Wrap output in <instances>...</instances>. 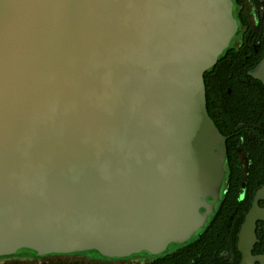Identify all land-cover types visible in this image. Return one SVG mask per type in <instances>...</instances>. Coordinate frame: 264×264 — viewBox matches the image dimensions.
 <instances>
[{"label": "water", "instance_id": "obj_1", "mask_svg": "<svg viewBox=\"0 0 264 264\" xmlns=\"http://www.w3.org/2000/svg\"><path fill=\"white\" fill-rule=\"evenodd\" d=\"M237 31L233 0H0V256L156 254L194 235L227 185L205 73ZM249 74L264 84V57ZM260 201L264 185L242 264H264Z\"/></svg>", "mask_w": 264, "mask_h": 264}, {"label": "trees", "instance_id": "obj_2", "mask_svg": "<svg viewBox=\"0 0 264 264\" xmlns=\"http://www.w3.org/2000/svg\"><path fill=\"white\" fill-rule=\"evenodd\" d=\"M234 15L238 21V31L228 48L219 56L217 64L205 73L208 110L215 124L227 137L225 154L227 191L223 192L222 207L215 213L211 224L222 218L229 219L238 197L244 192L240 154L249 157V173L245 190L246 209L237 214L236 235L245 215L252 206L257 190L264 185V84L254 78L249 71L264 57V28L258 29L252 21V6L249 0H233ZM256 6L262 3L256 0ZM259 47L255 48V43ZM263 205L264 202L261 201ZM234 209V208H233ZM228 210V211H226ZM215 227V230H222ZM262 237V235H260ZM264 239V236L262 237ZM237 236L234 239V245ZM24 251V252H22ZM101 257H105L99 250ZM87 251L73 253H52L40 255L29 248H21L12 256L29 255V260H0V264H99L98 257L87 260H46L48 257L79 255ZM31 252L34 254L31 255ZM7 257V255L0 256Z\"/></svg>", "mask_w": 264, "mask_h": 264}, {"label": "flooded vegetation", "instance_id": "obj_3", "mask_svg": "<svg viewBox=\"0 0 264 264\" xmlns=\"http://www.w3.org/2000/svg\"><path fill=\"white\" fill-rule=\"evenodd\" d=\"M258 1L262 3L260 7L256 6L259 12V20L256 23L254 17L252 16L251 18L254 23V26H256L258 29H262L264 28V0H258ZM258 47H259V42H256L255 48L257 49ZM249 164H250V160L248 162V168H249ZM241 165L243 171L242 162ZM247 177L245 178V181L242 183V189L244 190V192L236 200L238 202L234 206H232V208L226 207V209L228 210L229 209L233 210L231 212V215H229V219L227 221H224L226 219L222 218V220L216 221L214 224H211L215 213L222 207V201L224 200L223 192L227 191L229 187V183L225 177V181H227V185L221 188L218 199L215 200L213 197L210 196L205 200L206 204L200 207L199 210L202 214H208L207 220L204 223V225L200 229H198L196 233L192 235L189 239L183 242L170 243L163 251L156 254L145 252V253L134 254L124 257H108V256H105L104 258L98 257L97 260L98 263L99 264H242L243 253L239 248V233L245 219L240 225V229L238 230L237 235H236V224H237L238 212L239 211L242 212L243 210L246 209L245 203H243V201L246 200L245 190L247 188V182H246ZM260 205L264 206V204L263 205L261 204V201H260ZM219 226L222 227L221 228L222 230L214 229L215 227H219ZM256 233H257L258 241H256V243L252 248V254L255 257H259L264 255V239L262 238L264 236V221L259 220L257 222ZM260 235H262V237ZM236 236H237V242L234 245L233 242ZM254 264H263V263L260 260L256 259L254 261Z\"/></svg>", "mask_w": 264, "mask_h": 264}, {"label": "rangeland", "instance_id": "obj_4", "mask_svg": "<svg viewBox=\"0 0 264 264\" xmlns=\"http://www.w3.org/2000/svg\"><path fill=\"white\" fill-rule=\"evenodd\" d=\"M249 4L252 6V16L255 19V22L257 23L259 20V12L255 4V0H249ZM24 252V251H22ZM17 251L14 253L16 254ZM12 254V255H14ZM33 253L31 252V255ZM12 255H7V257H2L3 259L0 260H29L32 259L29 255H19V256H12ZM34 255V254H33ZM84 256H89L91 258H96V257H101L96 251H87L83 254L79 255H68V256H55V257H48L46 260H76V259H83L87 260V257Z\"/></svg>", "mask_w": 264, "mask_h": 264}]
</instances>
